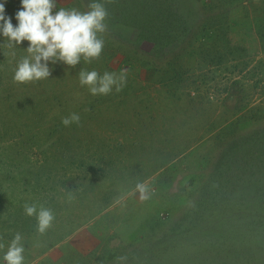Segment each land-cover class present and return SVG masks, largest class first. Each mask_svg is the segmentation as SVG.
<instances>
[{
	"label": "rangeland",
	"instance_id": "obj_1",
	"mask_svg": "<svg viewBox=\"0 0 264 264\" xmlns=\"http://www.w3.org/2000/svg\"><path fill=\"white\" fill-rule=\"evenodd\" d=\"M80 1L57 0L64 7ZM4 5L10 17L20 7L19 0ZM181 6L182 42L163 59L153 44L124 55L110 42L89 66L56 63L47 78L18 82L13 73L27 42L15 56L0 44V256L20 233L24 264L205 263L181 257L190 238L209 240L200 219L185 218L226 138L264 129V0ZM92 67L124 69L126 82L91 95L77 73ZM71 113L78 121L63 124ZM26 204H55L43 236ZM226 213L214 205L205 222L233 230ZM20 215L30 233L14 226Z\"/></svg>",
	"mask_w": 264,
	"mask_h": 264
},
{
	"label": "trees",
	"instance_id": "obj_2",
	"mask_svg": "<svg viewBox=\"0 0 264 264\" xmlns=\"http://www.w3.org/2000/svg\"><path fill=\"white\" fill-rule=\"evenodd\" d=\"M87 3L88 0H81L77 2L76 8L85 10ZM103 3L108 13L105 21L107 29L102 34L105 43H116L124 55L144 50L149 43L154 45L151 47L153 55L163 59L166 57L164 50L182 42L184 24L188 20L184 19L181 0H103ZM206 30L215 31L211 28ZM187 51L190 52L189 48ZM90 64V61H84L83 66ZM61 127L56 125L58 134L63 133ZM218 139L224 140L221 137ZM211 169L208 179L197 191L193 212L185 218L200 219V230L209 240L204 241L202 237L195 242L190 238L189 244L179 249L184 253L181 257L188 259L190 256H199L205 258L203 264H264V129L226 138ZM49 190L54 191L53 187ZM214 205L225 209L229 218L232 216L229 228L233 230L218 224L216 219L205 222L212 216ZM50 207V210L54 209L55 204ZM21 218V215L15 216L14 226L30 233L29 219ZM31 218L36 221L35 214ZM190 228L186 232L196 227L191 225ZM60 231L56 228L52 232L58 234ZM40 236H43V232H40ZM254 236L258 239L255 240ZM35 247L37 250L39 243ZM188 247L194 252L187 254Z\"/></svg>",
	"mask_w": 264,
	"mask_h": 264
},
{
	"label": "clouds",
	"instance_id": "obj_3",
	"mask_svg": "<svg viewBox=\"0 0 264 264\" xmlns=\"http://www.w3.org/2000/svg\"><path fill=\"white\" fill-rule=\"evenodd\" d=\"M20 7L12 17L5 14L4 0H0V44H4L15 56L22 42L26 54L17 61L13 79L18 82L47 78L51 65L63 63L76 66L98 58L104 48L103 33L107 29V10L103 0H88L85 10L76 7L58 6L57 0H19ZM15 19V25L12 20ZM21 48V47H19ZM126 70L104 71L81 68L78 81L87 87L91 95H106L119 91L126 82ZM78 114L62 118L68 125L78 121ZM141 194L145 186L138 184ZM24 212L35 214L37 231L44 232L53 220L50 209L36 204H26ZM4 246L0 244V248ZM24 244L20 233H15L0 256V264H24Z\"/></svg>",
	"mask_w": 264,
	"mask_h": 264
}]
</instances>
